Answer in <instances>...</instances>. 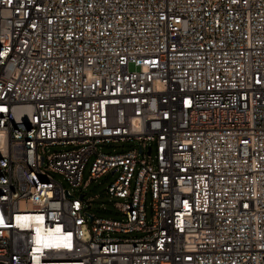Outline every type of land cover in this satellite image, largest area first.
I'll list each match as a JSON object with an SVG mask.
<instances>
[{
  "label": "built area",
  "instance_id": "built-area-1",
  "mask_svg": "<svg viewBox=\"0 0 264 264\" xmlns=\"http://www.w3.org/2000/svg\"><path fill=\"white\" fill-rule=\"evenodd\" d=\"M0 264H264V0H0Z\"/></svg>",
  "mask_w": 264,
  "mask_h": 264
},
{
  "label": "rangeland",
  "instance_id": "rangeland-1",
  "mask_svg": "<svg viewBox=\"0 0 264 264\" xmlns=\"http://www.w3.org/2000/svg\"><path fill=\"white\" fill-rule=\"evenodd\" d=\"M135 149V146L133 144H120V145H114L111 147H101L100 151L107 153V154H116V153H122V152H128L130 150ZM62 150H68L64 148H54L51 149L52 152L54 151H62ZM90 166V165H89ZM89 167L86 169L84 174V182H87L89 179ZM116 175L112 176H105L97 181H94L92 183H89L86 187L82 185L77 190H73V193L76 195H80L81 193L86 194V200L91 201L92 203V209L90 211V214L94 215L97 218H103V219H110V220H122V217L120 216L118 210L116 209V203L119 202V200L109 196L108 189L112 182L115 180ZM64 185L70 189V186L64 181L63 178H59ZM143 234L134 233L127 237L129 238H135V237H142Z\"/></svg>",
  "mask_w": 264,
  "mask_h": 264
},
{
  "label": "snow or ice",
  "instance_id": "snow-or-ice-1",
  "mask_svg": "<svg viewBox=\"0 0 264 264\" xmlns=\"http://www.w3.org/2000/svg\"><path fill=\"white\" fill-rule=\"evenodd\" d=\"M66 247L68 246V245H65Z\"/></svg>",
  "mask_w": 264,
  "mask_h": 264
}]
</instances>
